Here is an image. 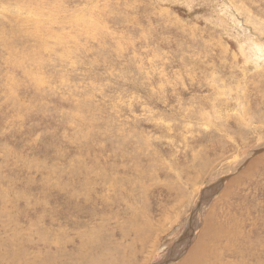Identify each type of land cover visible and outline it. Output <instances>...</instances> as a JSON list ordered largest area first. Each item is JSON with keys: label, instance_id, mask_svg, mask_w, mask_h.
<instances>
[{"label": "rangeland", "instance_id": "374dc122", "mask_svg": "<svg viewBox=\"0 0 264 264\" xmlns=\"http://www.w3.org/2000/svg\"><path fill=\"white\" fill-rule=\"evenodd\" d=\"M261 37L264 0H0V264L176 262L210 224L264 264Z\"/></svg>", "mask_w": 264, "mask_h": 264}, {"label": "bare ground", "instance_id": "6f19581e", "mask_svg": "<svg viewBox=\"0 0 264 264\" xmlns=\"http://www.w3.org/2000/svg\"><path fill=\"white\" fill-rule=\"evenodd\" d=\"M258 149V148H257ZM256 151V149H253L251 151V153L249 152L248 155H245L243 156L241 159L237 160V161H234V162H230L231 164H226V165H223V169H225V171L228 169H233V170H236L238 169L241 165H243V163H245L249 156L252 154V152L254 153ZM252 162V161H251ZM223 169H219L216 171V173H226L228 174L229 171L225 172ZM233 170H230V171H233ZM239 170V169H238ZM225 176V174H224ZM214 181H220L219 178H216ZM97 197V196H96ZM97 199V198H96ZM74 201V200H73ZM68 203V202H67ZM67 208V207H66ZM144 226V225H143ZM205 227V226H204ZM145 229V227H142ZM191 227H188V229H190ZM210 228L211 230L213 231V225L210 224L209 226L203 228V230L201 229L200 230V235L198 237V239L196 240V242L189 248L187 254L185 256H183V258L179 259L178 261L174 262L173 259H175V253H172L174 252V248L176 246V244H173V247H171V249L169 248V251L163 256V258L159 259L160 261V264H218L217 262V258L215 257V253L217 254V252L214 251V247H213V244H211V242L213 240L211 239H215V234L212 233V231H210ZM143 229V230H144ZM142 230V229H141ZM185 233H186V230H184ZM53 233V232H52ZM140 234V232H139ZM211 234V235H210ZM204 235V236H203ZM57 236V235H56ZM100 237V236H99ZM132 237V236H131ZM239 237V236H238ZM217 238V237H216ZM101 239V238H99ZM211 240V242H210ZM69 241V240H68ZM79 242V241H78ZM77 242V243H78ZM66 243V242H65ZM72 247V246H71ZM74 247V246H73ZM95 247V246H94ZM101 247V245H100ZM52 249V248H51ZM56 249V247L54 248ZM63 249V248H62ZM93 249V248H92ZM74 250V249H72ZM83 250V249H82ZM95 250V249H94ZM50 251V250H49ZM52 251V250H51ZM50 251V253H51ZM242 251V250H241ZM57 252V251H56ZM60 252V251H59ZM74 252V251H73ZM77 252V251H76ZM215 252V253H214ZM235 252V251H234ZM255 252V251H254ZM102 253V252H101ZM261 253V252H260ZM264 253V252H263ZM262 253V254H263ZM52 254V253H51ZM50 254V256H51ZM57 254V253H55ZM78 254V252H77ZM73 255V254H72ZM106 256V254H104ZM103 255V256H104ZM162 255V254H161ZM218 255V254H217ZM221 255V254H220ZM56 256V255H54ZM58 256V255H57ZM63 256V254L61 255ZM69 256V255H68ZM71 256V255H70ZM78 256V255H77ZM101 256V254H100ZM110 256V255H109ZM49 257V256H48ZM83 257V256H82ZM108 257V256H107ZM260 257H263V256H260ZM66 258V257H65ZM85 258V261H83L81 264H100L99 262L100 261H97L96 258H88L87 256H84ZM106 258V257H104ZM115 259V258H114ZM51 260V262L49 261ZM49 262H40V260L38 262V264H56L52 259L51 257L49 258ZM63 260V259H62ZM65 260V259H64ZM75 260V259H74ZM106 260V259H105ZM104 260V262H105ZM109 260H110V257H109ZM119 260V259H118ZM47 261V260H46ZM107 261V260H106ZM117 261V260H116ZM217 261V262H216ZM34 262V261H33ZM36 262V261H35ZM57 262V261H56ZM76 262V260H75ZM111 262V261H110ZM20 263V262H19ZM70 263V262H69ZM71 263H73L71 261ZM109 263V262H107ZM116 263V262H115ZM113 263V264H115ZM34 264V263H32ZM36 264V263H35ZM61 264H66V263H61ZM68 264V263H67ZM78 264V263H77ZM262 264V263H261Z\"/></svg>", "mask_w": 264, "mask_h": 264}, {"label": "snow or ice", "instance_id": "6c2138e0", "mask_svg": "<svg viewBox=\"0 0 264 264\" xmlns=\"http://www.w3.org/2000/svg\"><path fill=\"white\" fill-rule=\"evenodd\" d=\"M262 40H264V37H261Z\"/></svg>", "mask_w": 264, "mask_h": 264}]
</instances>
